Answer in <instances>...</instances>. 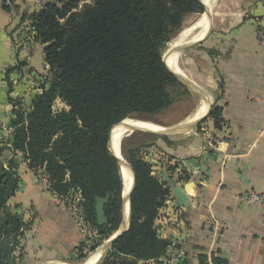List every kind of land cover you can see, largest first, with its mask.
Returning <instances> with one entry per match:
<instances>
[{"label":"crops","instance_id":"obj_1","mask_svg":"<svg viewBox=\"0 0 264 264\" xmlns=\"http://www.w3.org/2000/svg\"><path fill=\"white\" fill-rule=\"evenodd\" d=\"M12 2L6 11L0 0V162L17 160L20 182L8 210L28 226L21 264H86L93 253L81 258L88 246L63 200L49 190L43 172L30 170L11 148L13 111L16 105L31 110L48 72L44 45L34 33H24L26 18L46 0ZM213 8L204 14L209 19L205 34L178 53V65L198 90L199 107L208 105L198 119L218 107L224 125L216 129L211 121L155 141L146 161L170 191L155 227L158 238L185 249L187 264H214L215 259L264 264V206L248 207L237 199L247 191L264 193V61L255 32L256 23L264 25V2L224 0ZM191 116L179 125L192 123L187 122ZM178 188L186 207L175 198ZM125 211L122 201L121 223L112 236L128 229L129 202L127 220ZM110 248L99 247L98 261Z\"/></svg>","mask_w":264,"mask_h":264},{"label":"trees","instance_id":"obj_2","mask_svg":"<svg viewBox=\"0 0 264 264\" xmlns=\"http://www.w3.org/2000/svg\"><path fill=\"white\" fill-rule=\"evenodd\" d=\"M86 1L46 0L28 16L34 40L44 45L48 79L30 111H13L11 148L30 170L43 172L56 196L81 191L85 217L100 244L122 219L123 181L108 148L110 132L126 119L153 118L170 108L169 89L189 94L164 64L161 50L187 15L203 14L205 8L202 0H92L77 11ZM1 2L11 10L12 0ZM58 100L68 110L55 112ZM207 117L218 125L220 109L212 107ZM126 159L134 176L129 226L98 264H162L168 243L157 237L155 220L170 191L152 175L139 149L127 150ZM6 166L0 162V264H21L28 226L8 210L20 178L17 160ZM106 195L107 221L98 226L95 199Z\"/></svg>","mask_w":264,"mask_h":264},{"label":"rangeland","instance_id":"obj_3","mask_svg":"<svg viewBox=\"0 0 264 264\" xmlns=\"http://www.w3.org/2000/svg\"><path fill=\"white\" fill-rule=\"evenodd\" d=\"M223 1L224 0H217L215 2L213 12L217 10L218 6L221 3H223ZM231 1L234 5L236 3L239 5H242V4H246L249 2H256V1L264 2V0H231ZM85 4H92V0H87L86 2H82L79 5L77 11H80ZM203 17H204V14H191V15H187L184 18L180 30L178 32H176L170 38V40L162 47L161 51H162V56H163V62H164V56L171 49V46L173 45L174 40H176L184 30L189 29V28L191 29V27L193 28V26L197 22H199L201 19H203ZM26 19H27V23L24 27V33H28V34L34 33L33 29L30 26V20L28 19V17ZM194 29H196V28H194ZM29 38L31 39V37H29ZM183 55H184V53L181 54V58H183ZM178 60H179V58H178ZM263 61H264V58H263ZM164 64H165V62H164ZM47 77H48V72L46 73L45 77H43V79H42V81L44 82L45 85H46V82L48 79ZM44 84H43V86H44ZM186 88L188 89L189 94H186V93L183 94L181 92L182 91L181 89H177V90L169 89L173 95L174 103L170 108H168L165 111H162L161 113H159L155 117L149 118L146 116H135V117H131L129 119L143 120V121L151 122L153 124H156V125L164 127V128L179 126V124L181 122H184V120H186L188 116H191L193 114L194 110H197L199 108V105H200L199 104V100H200L199 97L200 96L195 91H193L192 89H189L188 87H186ZM26 108H28V107L25 106V108H21L18 105H16L17 110L20 109V110L25 112L27 110ZM53 110L55 112H59L62 110L66 111V110H68V108L63 102L58 100L54 104ZM207 116H208V114L206 116L202 117L201 121H199L197 123L198 127H200L202 124H205L207 122L212 121V120L208 119ZM223 125H224V121L221 119V121L218 123V125L215 126V128L216 129L222 128ZM173 137H176V136L144 133L141 131H132L131 133L125 134L121 140V146H120L121 155H122L124 161L127 163L129 169H130V166H129L128 161L126 159V151L127 150L132 149V148L139 149L141 152L142 158L146 161V158L148 159L150 157L151 147H154L155 141L161 139L163 142V139L167 140V139L173 138ZM212 145H213V143L211 144V146ZM211 146H208V147H211ZM149 160H150V158H149ZM147 163H149V165L151 166L150 162H147ZM151 171H152V168H151ZM168 171L171 172V170H168ZM120 173H121V169H120ZM152 175L154 177H156V175L153 174V171H152ZM247 192H249V191H247ZM107 240L103 241L100 244L97 242L93 243V246H91L90 249H88L86 256H84L82 259L83 260H85L86 258L88 259V257L92 253H95L99 249V247H101L103 245V243H105ZM105 254H106V252L101 256V258L98 262H100L102 260V258L105 256ZM84 262L82 261L80 263H74V264H83Z\"/></svg>","mask_w":264,"mask_h":264},{"label":"bare ground","instance_id":"obj_4","mask_svg":"<svg viewBox=\"0 0 264 264\" xmlns=\"http://www.w3.org/2000/svg\"><path fill=\"white\" fill-rule=\"evenodd\" d=\"M203 1L206 5L208 4L209 7L213 8L217 0H203ZM208 24H209V19L207 17H204L199 22H197L193 26V28L191 27V29L189 28V29L184 30L181 33V35H179V37L176 40H174L173 45L171 46V49H173L174 47L178 45H183L185 43H191V42H195L196 40H199V38H201L205 34L208 28ZM171 49L165 54L164 62L169 69L185 77L186 76L185 72L178 65V54L173 52ZM207 106H208L207 104L201 105L197 109L195 114L192 115L187 120V122H193L197 120L199 117H201L205 113ZM126 128H130V130L133 128H140V129L156 131V132L165 131L164 127L158 126L151 122H147L143 120H134V119H126L113 128L112 136H111V151L121 160L120 169H121V176L123 179V189H124L123 192L125 196L127 195L133 183L132 172L129 169L127 163L124 161L121 155L120 147H119V140H121V138H123L125 134L131 132V131L124 132ZM125 212H126L125 215H126V220H127L128 203H126ZM100 254H101V251H97L93 253L89 257L86 264H96V262L98 261L100 257Z\"/></svg>","mask_w":264,"mask_h":264},{"label":"built area","instance_id":"obj_5","mask_svg":"<svg viewBox=\"0 0 264 264\" xmlns=\"http://www.w3.org/2000/svg\"><path fill=\"white\" fill-rule=\"evenodd\" d=\"M255 32L257 36V42L261 49L264 58V25L256 23ZM6 168L7 166L4 165ZM67 208V210L72 215L74 223L80 233L85 239V243L90 249L93 246V243H96L99 239L97 230L93 225H91L86 217L84 212V198L79 189H71L63 198H61ZM238 202L242 203L248 207H254L258 205L264 206V193L249 191L240 195ZM166 257L163 258L162 264H187L186 263V251L181 248L177 243L170 242L166 247ZM149 262V261H148ZM152 264L154 262L150 260Z\"/></svg>","mask_w":264,"mask_h":264},{"label":"water","instance_id":"obj_6","mask_svg":"<svg viewBox=\"0 0 264 264\" xmlns=\"http://www.w3.org/2000/svg\"><path fill=\"white\" fill-rule=\"evenodd\" d=\"M202 3L204 5V12L203 14H209V6H207L204 1L202 0ZM198 41L196 42H191V43H185L183 45H178L176 47H174L173 49H171L173 52L175 53H180L182 52L183 50L187 49L188 47L196 44ZM166 65V64H165ZM167 67V66H166ZM168 68V67H167ZM168 70L170 72H172L175 77L183 84L185 85L186 87H188L189 89H192L193 91H198L195 86L193 84H191L187 79L186 77H183L182 75H179L178 73L172 71L171 69L168 68ZM202 118L198 119L197 121L195 122H192V123H185V124H182V125H179L177 127H170V128H165V131L163 132H156V131H150V130H145V129H140V128H133L130 130V128H126V131H141V132H144V133H152V134H159V135H174V134H178V133H185L191 129H193L197 123L199 121H201ZM115 127V126H114ZM113 127V128H114ZM113 128L110 132V136H109V142H108V148H109V151L110 153L116 157V159L118 160V163H119V166H120V162L121 160L119 159V157H117L112 151H111V136H112V131H113ZM129 132V133H131ZM122 140V138H121ZM121 140H119V147L121 146ZM133 175V173H132ZM133 183H134V176H133ZM133 183H132V186H133ZM132 186L130 188V190L128 191L127 195L123 196V207H125L126 203L129 202V195H130V191L132 189ZM174 194H175V198L180 202L181 205H183L184 207H186L188 205L187 203V199L182 191L181 188H178L174 191ZM109 201V195H106L104 198H96L95 199V206H94V210H95V215H96V223L98 226H102L106 223L107 221V218L105 216V211H104V206L108 203ZM123 233V230L121 231H118L115 235L111 236L105 243H103V245L101 246V249L103 251H106L107 249H109L111 246H112V243L113 241L120 235ZM167 256V255H166ZM165 256V257H166ZM164 257V258H165Z\"/></svg>","mask_w":264,"mask_h":264}]
</instances>
